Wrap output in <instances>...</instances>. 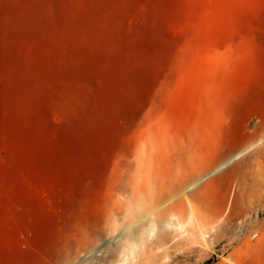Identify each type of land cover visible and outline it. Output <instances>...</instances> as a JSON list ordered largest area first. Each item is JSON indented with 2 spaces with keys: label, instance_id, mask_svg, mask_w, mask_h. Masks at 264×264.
I'll return each instance as SVG.
<instances>
[{
  "label": "rangeland",
  "instance_id": "374dc122",
  "mask_svg": "<svg viewBox=\"0 0 264 264\" xmlns=\"http://www.w3.org/2000/svg\"><path fill=\"white\" fill-rule=\"evenodd\" d=\"M0 264H264V0H0Z\"/></svg>",
  "mask_w": 264,
  "mask_h": 264
}]
</instances>
